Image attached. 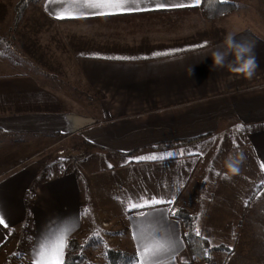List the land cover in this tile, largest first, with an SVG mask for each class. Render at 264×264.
<instances>
[{"label": "crops", "instance_id": "crops-1", "mask_svg": "<svg viewBox=\"0 0 264 264\" xmlns=\"http://www.w3.org/2000/svg\"><path fill=\"white\" fill-rule=\"evenodd\" d=\"M6 1L5 10L13 16L11 0ZM247 1L258 10L253 15L264 16V0ZM38 6L40 15L54 24L41 30L20 25L17 30L23 41L0 42V208L9 224L7 229L0 225V264L12 253L32 264L31 250L37 240L70 231L81 215L78 178L92 183L112 172L120 178L118 188L132 198L175 196L173 205L157 208L201 209L197 225L211 245L229 249L223 251L226 264H264V250L256 248L260 238L252 236L249 214L243 222L232 214L235 222L228 228L224 211H210L234 205L245 209L241 202L246 194L264 181L260 167L264 164V21L258 28L244 26L226 33L254 44L257 68L247 78L230 76L225 68L211 70L212 58L205 56L221 45L226 34L220 37L217 31L215 35L212 26L219 19L205 20L198 7L59 20L55 13L76 10L73 0H38ZM88 24L92 28L87 38L85 32L75 39L82 25ZM5 28L10 31L11 25ZM205 41L206 46L193 47ZM77 46L87 53L76 54ZM173 49L180 51L152 56ZM116 56L139 59H107ZM92 96L99 98L97 106L93 107ZM195 138L201 139L155 148ZM206 142L210 143L201 152L200 148L187 150ZM221 143L223 151L228 144L229 150H245L235 156H215ZM177 149L180 152L161 160L135 159ZM106 156L115 162L121 159L120 163L103 169ZM228 158L235 161L236 172L225 167ZM252 164L260 177H253ZM225 173L234 178L233 185L220 181ZM207 177L212 182L205 188ZM103 187L100 183L99 188ZM219 194L227 195L231 203H216ZM122 210L109 217L122 216L125 249L135 254L132 222ZM141 211L152 213L140 221L145 238L157 232L160 237H179L182 246L174 264H184L188 254L181 223L171 215L164 220L150 208ZM90 223L82 219L70 238Z\"/></svg>", "mask_w": 264, "mask_h": 264}, {"label": "rangeland", "instance_id": "rangeland-1", "mask_svg": "<svg viewBox=\"0 0 264 264\" xmlns=\"http://www.w3.org/2000/svg\"><path fill=\"white\" fill-rule=\"evenodd\" d=\"M232 2L236 4V9L229 15V16H223L219 19V21L214 23L212 26L214 29V34L217 35L219 32L220 37L222 35H225L227 32L233 31L235 29L244 27V26H251L252 28H258L260 25L261 20L264 21V16H261V14H257V11H254L250 8V5H248L249 1L247 0H229V2ZM11 6L15 9V12H13V16H9L7 14L6 8L9 7V3H7L6 0H0V26L1 29H7L1 30L0 29V42L4 41H14L12 39L16 38L15 40L23 41V38H21V32H19L17 29L20 25L28 26L30 30H41L45 29V27H48L52 24H54L51 20L44 18L41 16L38 6V0H11ZM23 6V7H22ZM257 12L256 16L253 15L252 12ZM20 12V13H19ZM261 12V10H260ZM250 15V16H249ZM205 19V18H204ZM206 20V19H205ZM7 25H11L10 31H8V28H5ZM37 28V29H36ZM92 28V24L88 25H82V31L77 34V37L75 39H78V35H82L84 38H87V31L88 29ZM218 31V32H217ZM89 32V31H88ZM34 33V32H33ZM40 36L41 34H37ZM43 35V32H42ZM46 35V34H45ZM91 35V34H90ZM49 37L45 36V39L48 41L50 39ZM83 36H81L83 38ZM90 38V37H89ZM42 38L38 40H42ZM44 39V40H45ZM89 40V39H88ZM25 41V40H24ZM53 41V40H52ZM45 45V44H44ZM46 46V45H45ZM76 54L85 55L87 51L84 49H81L79 46L75 47ZM92 100V105L97 106L98 103V97L92 96L90 97ZM231 131V130H230ZM241 131V130H234V132ZM235 142L231 141V143H236L237 139L234 140ZM208 143L206 142L198 146H193L188 148L190 152L195 151L196 149L200 148L203 151L207 148ZM220 150L217 151L215 156H235L236 154L243 153L245 148H235L234 150H229L226 145V150L223 151V147L225 144H220ZM234 146V145H233ZM228 150V151H227ZM227 151V152H226ZM180 152L179 149L169 151L165 150L162 152H157L156 155L159 156H166V153H177ZM198 152V153H200ZM222 152V153H221ZM247 152V148H246ZM253 154V153H252ZM138 157V156H135ZM134 157V158H135ZM136 159V158H135ZM119 159L118 161L111 160L109 157H104V160L101 162L103 169H106L109 167V165H116L117 163H120ZM60 164H62V161H60ZM251 173L253 174V177L257 174L258 177V167H256V164L251 165ZM227 172V169L226 171ZM228 173L223 174V177L220 178V181H224L226 185H233L235 183L233 180L234 178H231L230 176H227ZM242 178L244 179H248ZM120 178L118 174L115 172H112L110 175L109 173H106L105 177L101 179V181L94 179L92 183H89L87 181V178L85 177H79L78 183L81 187V201L83 203L84 209H90V215L84 216L83 220L90 221L91 225H88L84 231L79 232L75 238L77 240V243L79 245L78 250L76 253L81 254V252L86 255L88 258L87 262L88 264H105L106 261L103 258L104 252L108 249L111 250H126L127 246V237L126 234H124V221L122 216H116V218L109 217V215L113 212L121 213L122 210V204L121 201H126L131 194H127L122 189L118 188V185ZM260 180V179H259ZM212 182L210 178H206L204 181V187L207 188V186ZM264 181L262 179L250 190L249 194H246V199L241 202V205L243 206L245 203V209H239L237 208V205H234L233 208L228 209H211L210 211H224L226 215V218H229L228 223L230 224L228 228H230L233 225V222H235V219H233V215H235L236 219L239 218L240 222H243V216L246 214H249L248 221L251 225V232L252 236L256 238H260L259 242H256L259 244L257 249L261 248L264 250V185L262 186ZM100 183L103 184L102 189L99 188ZM89 184L92 186V190H89ZM217 193L221 188V184H218ZM218 195V194H217ZM235 195V194H233ZM220 198L217 199V202H223L231 203V201H228L227 195L224 196L223 194H219ZM206 196L202 199V201H206ZM239 200H237L236 203ZM89 204V206H88ZM102 206H106L107 209H104ZM92 206V207H90ZM243 208V207H242ZM179 209L187 210L190 212L191 215H193L196 218V224H199V218L201 216L198 214V211H202L201 209H187L185 207H180ZM195 212V215L193 214ZM197 213V214H196ZM82 215V213H81ZM103 217V218H102ZM198 217V219H197ZM220 221L223 220V217H220ZM222 223V222H221ZM222 227V225H221ZM235 228V227H234ZM94 230H100L101 235L103 237V240L107 243L108 248L105 249L104 244H96L92 241H88L87 238L91 235L92 231ZM261 235V237H257V235ZM213 246V245H211ZM128 250V249H127ZM258 253V252H257ZM256 253V254H257ZM213 264H226V254L223 253V251H215L211 254ZM184 262L189 263V258L187 256V260ZM5 264H27L26 261H24L23 257L19 255H12L8 258L7 262ZM197 264H203V263H197Z\"/></svg>", "mask_w": 264, "mask_h": 264}, {"label": "snow or ice", "instance_id": "snow-or-ice-1", "mask_svg": "<svg viewBox=\"0 0 264 264\" xmlns=\"http://www.w3.org/2000/svg\"><path fill=\"white\" fill-rule=\"evenodd\" d=\"M57 0H49V3H55ZM226 0H220V3H225ZM76 10L60 11L55 13V18L59 20L65 19H87L89 17H107L117 15L134 14L138 12L151 11H171L174 9H188L197 8L202 4V0H176V2H168V0H73ZM207 41L202 45H194L193 47H204ZM179 49H173L169 52H153V57L161 55H171ZM112 60H135L138 57L116 56L108 57ZM147 59V57H145ZM238 128L243 129V125H237ZM182 154V153H181ZM171 156L173 153H166ZM203 155V153H200ZM163 156L155 154L136 157L137 160H161ZM111 167V165H109ZM260 167L264 169V164ZM237 171V170H236ZM234 171V172H236ZM219 175V173H217ZM175 196L169 199L158 198L156 196L147 197L143 194L137 195L135 198L129 197L126 201H121L128 219L132 222V239L136 241V253L134 257L128 258V264H174L178 249L182 246V241L179 237L163 236L160 233H154L151 238H145L140 228V221L151 215L152 213H145L141 211L144 208H150L156 212L162 219L166 220L169 215L176 216L178 209L174 207L157 208L158 205H173ZM90 215V209L82 210V215L76 217L73 221L74 227L69 230H62L54 236H42L32 247V264H66L65 254L71 252L72 248L69 243L71 232L79 227L84 216ZM198 219V217H197ZM0 225L8 228L9 224L6 222V212L0 208ZM196 236H201V230L197 225L194 229ZM187 235V233H185ZM160 237V238H158ZM207 239V237H205ZM96 244L103 243L105 249L108 248L107 243L103 240L100 230L92 231L87 238ZM83 253L81 252V255ZM19 255V253H13ZM204 255L208 256V250L204 249ZM107 259V251L104 253ZM187 264V262H185Z\"/></svg>", "mask_w": 264, "mask_h": 264}, {"label": "trees", "instance_id": "trees-1", "mask_svg": "<svg viewBox=\"0 0 264 264\" xmlns=\"http://www.w3.org/2000/svg\"><path fill=\"white\" fill-rule=\"evenodd\" d=\"M23 7V6H22ZM236 4L226 0L221 4L220 0H202V4L197 8L202 14L203 18L207 21H216L223 16L231 14L236 9ZM20 13V12H19ZM202 138V137H201ZM201 138H195L191 140H185L180 142L164 143L155 146L156 149L172 148L178 145H185L195 141H199ZM178 220L182 226V238L187 250L189 263L188 264H213L211 254L215 251H229L225 246H211L209 241L205 237L195 235L196 218L190 214L187 210L179 209L176 216H171ZM187 233V235H185ZM69 243L71 245V252H66L65 261L66 264H88V258L84 254H77L76 251L79 248L75 237L70 238ZM204 249L208 250L209 255H204ZM107 251V259L105 264H128V258L134 257L135 254L129 250H111ZM105 253V252H104ZM185 264V263H184Z\"/></svg>", "mask_w": 264, "mask_h": 264}, {"label": "clouds", "instance_id": "clouds-1", "mask_svg": "<svg viewBox=\"0 0 264 264\" xmlns=\"http://www.w3.org/2000/svg\"><path fill=\"white\" fill-rule=\"evenodd\" d=\"M209 56L213 61L212 71L215 68H225L230 76L234 74L238 77L250 78L257 68L254 44L237 41L231 33L226 34L221 45L213 46L205 57ZM225 167L231 172L237 170L232 158L226 159Z\"/></svg>", "mask_w": 264, "mask_h": 264}]
</instances>
